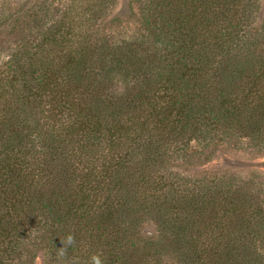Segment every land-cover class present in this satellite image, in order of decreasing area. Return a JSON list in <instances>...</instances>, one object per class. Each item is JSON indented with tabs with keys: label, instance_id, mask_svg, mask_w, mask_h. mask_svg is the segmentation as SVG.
<instances>
[{
	"label": "trees",
	"instance_id": "16d2710c",
	"mask_svg": "<svg viewBox=\"0 0 264 264\" xmlns=\"http://www.w3.org/2000/svg\"><path fill=\"white\" fill-rule=\"evenodd\" d=\"M68 1L46 27L30 15L40 41L0 71V264H264L259 196L162 173L233 137L264 146L259 0H136L120 30L116 1Z\"/></svg>",
	"mask_w": 264,
	"mask_h": 264
},
{
	"label": "rangeland",
	"instance_id": "374dc122",
	"mask_svg": "<svg viewBox=\"0 0 264 264\" xmlns=\"http://www.w3.org/2000/svg\"><path fill=\"white\" fill-rule=\"evenodd\" d=\"M63 1V2H62ZM116 1L115 5L108 10L106 24L109 25V20L115 16H119L120 20L114 23L115 29L120 30L126 26L131 29L137 26V16L132 15L131 7L134 6L136 0H113ZM91 1L78 0L77 3L68 1L66 4L79 7L80 5H87ZM64 0H0V21L6 16L11 17L9 22L11 25L3 27L4 30L0 31V71L7 68L5 62L8 60L12 53L18 51L27 44L32 47L38 41L40 25L34 23V18L30 16L32 13L37 14L41 24L48 26L51 21L53 22L60 15L61 5ZM135 6L136 3H135ZM19 17L15 23V18ZM256 24H264V0H259V9ZM12 26V27H11ZM44 27V29H45ZM34 28V30H33ZM27 47V48H28ZM29 49V48H28ZM122 87V84L118 85ZM217 146L211 148L209 152L215 151L211 158L202 156V158H189L187 161L182 157L180 160H170L163 168L162 173H181L183 177L182 183L187 184L189 187L196 185L200 182L199 179L214 176H221L224 174L229 175L231 180L238 186H244L246 191H252L253 194L259 196L264 205V146H255L250 139L233 137L225 142H219ZM193 152L201 150L194 144L192 146ZM206 152V150H204ZM206 155L209 153L206 152ZM25 250V246H24ZM30 251L23 255L22 261L29 264ZM18 258V257H17ZM173 258V257H172ZM170 256H163L160 259V264H174V260ZM16 262L12 264H17ZM33 264H67L65 261H52L51 254L40 253L36 259L34 258Z\"/></svg>",
	"mask_w": 264,
	"mask_h": 264
},
{
	"label": "clouds",
	"instance_id": "9594fccd",
	"mask_svg": "<svg viewBox=\"0 0 264 264\" xmlns=\"http://www.w3.org/2000/svg\"><path fill=\"white\" fill-rule=\"evenodd\" d=\"M61 242H62V245L71 246L72 244L75 243L74 236L72 234H69L67 238L65 240H62ZM65 253H66V247H62L60 249L59 254L63 256L65 255ZM91 261H92V264H103L100 253L93 254L91 257Z\"/></svg>",
	"mask_w": 264,
	"mask_h": 264
}]
</instances>
